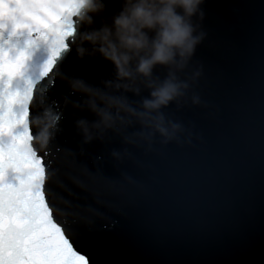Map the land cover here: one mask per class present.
<instances>
[{
    "label": "water",
    "instance_id": "95a60500",
    "mask_svg": "<svg viewBox=\"0 0 264 264\" xmlns=\"http://www.w3.org/2000/svg\"><path fill=\"white\" fill-rule=\"evenodd\" d=\"M104 3L91 26L74 24L68 50L29 104L31 144L45 168L53 218L74 240L99 238V264H232L264 244V0H207V35L182 78L200 66L203 74L184 107L171 102L162 109L193 132L192 145H164L156 135L151 151L138 123L120 124L87 144L75 128L76 119L97 117L72 107L86 97L71 93L67 81L83 79L93 99L113 95L102 83L113 76V65L99 55L80 58L75 49L82 31L110 23L120 10L121 0ZM26 40L18 35L10 43L19 50ZM48 56L45 42L33 47L26 78L35 80ZM165 74L160 66L153 70L161 80ZM194 94L199 106L191 105ZM125 95L138 106L149 91ZM46 113L58 130L41 145L36 121ZM113 151L121 158L113 159ZM15 175L9 173L13 183Z\"/></svg>",
    "mask_w": 264,
    "mask_h": 264
},
{
    "label": "clouds",
    "instance_id": "9594fccd",
    "mask_svg": "<svg viewBox=\"0 0 264 264\" xmlns=\"http://www.w3.org/2000/svg\"><path fill=\"white\" fill-rule=\"evenodd\" d=\"M206 2L121 0L120 10L110 17V23L80 33L79 42L75 45L77 56L94 58L99 55L114 67L113 76L102 80L104 90L113 93L107 101L98 97L93 99L88 90L90 85L83 79L67 81L71 93L86 97L72 107L88 110L97 117L91 123L82 118L75 120V128L85 144L103 139L105 133L114 131L120 124L130 127L138 123L141 138L148 142L147 151L152 150L156 135L164 145L169 142L180 146L192 145L193 132L167 117L162 109L171 102L176 104L177 109L184 107L191 84L203 74V67L200 66L189 78H182L197 46L207 35L202 27ZM104 10V0H74L71 27L74 29L77 22L91 26L93 14L103 13ZM85 44L89 46L85 47ZM67 50L68 47L62 49V53ZM157 66L165 69L162 80L153 75ZM143 90L149 91L148 98H143L138 106L128 103L126 93L139 96ZM200 104V96L192 95L191 105ZM36 123L38 131L35 139L37 143L46 145L58 130L56 118L46 113L43 119L38 117ZM111 155L113 159L121 158L120 152L113 151Z\"/></svg>",
    "mask_w": 264,
    "mask_h": 264
},
{
    "label": "snow or ice",
    "instance_id": "6c2138e0",
    "mask_svg": "<svg viewBox=\"0 0 264 264\" xmlns=\"http://www.w3.org/2000/svg\"><path fill=\"white\" fill-rule=\"evenodd\" d=\"M73 8L74 0H0V264H99V238L74 240L54 220L44 195L45 168L29 131V104L37 85L51 80L74 35ZM18 35L27 36L19 50L10 43ZM41 41L49 56L35 80L26 78L31 49ZM9 173L16 174L15 183ZM232 264H264V244Z\"/></svg>",
    "mask_w": 264,
    "mask_h": 264
}]
</instances>
